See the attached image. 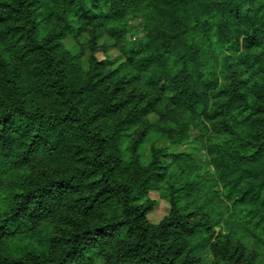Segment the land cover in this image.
<instances>
[{
	"label": "trees",
	"instance_id": "16d2710c",
	"mask_svg": "<svg viewBox=\"0 0 264 264\" xmlns=\"http://www.w3.org/2000/svg\"><path fill=\"white\" fill-rule=\"evenodd\" d=\"M134 9L136 49L125 42ZM88 27L92 45L115 42L126 73L83 69L64 48ZM141 79L176 110L207 108L227 196L264 206V0H0V264H200L189 237L206 223L183 209L208 198L195 178L176 181L192 168L170 175L168 215L152 227L147 190L167 153L143 167L122 149L151 100L132 105L146 93L123 96L121 85ZM181 194L195 197L180 205Z\"/></svg>",
	"mask_w": 264,
	"mask_h": 264
},
{
	"label": "rangeland",
	"instance_id": "374dc122",
	"mask_svg": "<svg viewBox=\"0 0 264 264\" xmlns=\"http://www.w3.org/2000/svg\"><path fill=\"white\" fill-rule=\"evenodd\" d=\"M143 21L144 13L137 9L129 12L125 20V42L134 49L144 38ZM90 40L92 37L88 27V30L80 32L79 37L66 36L62 43L83 69L95 61L103 66L101 75L107 70H115L116 75L126 73V58L111 38L105 34L99 35L94 45ZM116 78L114 76L112 81ZM139 81L137 85L135 82L124 81L120 93L127 95L135 85L133 91L142 90L146 96L139 100L133 99L131 104L140 101L144 105L150 99L149 113L126 132L121 142L122 149L126 158L135 157L143 167L149 165L155 149H163L167 153L158 158L154 171L155 181L151 182L147 190L146 198L150 205L144 215L147 224L154 227L168 215L170 206L166 182L171 174L178 173L179 166H190V174L179 177L177 185L184 179L195 178L200 184L201 194L208 198L205 208L196 202L195 206L188 204L183 209L188 219L200 224L206 223L189 237L191 245L195 247L193 258L200 264H242V260L247 259L249 252H252L255 254L252 264H264V206L236 203L235 195L227 196V189L216 177L210 161V152H216L209 144L219 140L220 134L216 132L219 122L216 124L215 120L206 118L204 113L207 108L205 112L176 110L169 103L168 94L160 93L157 88L152 90L147 87L144 91L145 81ZM219 83H222V79H219ZM232 83L240 89L235 81ZM141 130L144 132L142 138H139ZM182 194L180 205L195 197ZM31 244L37 246L38 241L34 240ZM241 252V259H237Z\"/></svg>",
	"mask_w": 264,
	"mask_h": 264
}]
</instances>
